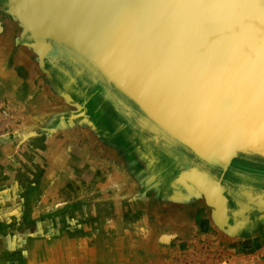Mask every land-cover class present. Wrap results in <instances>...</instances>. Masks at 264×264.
<instances>
[{"label": "rangeland", "instance_id": "rangeland-1", "mask_svg": "<svg viewBox=\"0 0 264 264\" xmlns=\"http://www.w3.org/2000/svg\"><path fill=\"white\" fill-rule=\"evenodd\" d=\"M17 1L0 0V264H264V187L245 164L215 168L158 126L72 9L51 17L62 0L35 1L101 74L47 52Z\"/></svg>", "mask_w": 264, "mask_h": 264}, {"label": "bare ground", "instance_id": "bare-ground-1", "mask_svg": "<svg viewBox=\"0 0 264 264\" xmlns=\"http://www.w3.org/2000/svg\"><path fill=\"white\" fill-rule=\"evenodd\" d=\"M62 1L53 8L72 9V19L81 29L76 36L88 37L112 56L123 71L126 89L146 105L147 95L162 101L154 88L160 78L149 68L151 64L159 63L167 78L181 83L186 78L184 85L201 106L202 101H211V81L217 75L264 69V0ZM54 9L51 17H58ZM63 19L70 21L65 13ZM137 37H142L147 49ZM128 39L132 46H126ZM147 107L153 109L150 104ZM215 109L208 106L210 114Z\"/></svg>", "mask_w": 264, "mask_h": 264}, {"label": "water", "instance_id": "water-1", "mask_svg": "<svg viewBox=\"0 0 264 264\" xmlns=\"http://www.w3.org/2000/svg\"><path fill=\"white\" fill-rule=\"evenodd\" d=\"M34 1L18 0L17 2L24 16L23 23L33 31L35 37L42 39L44 49L49 52L55 46H65L100 73V69L89 58L81 44L74 43L71 39H64L60 35L58 38L54 37L55 34L48 29V26H51L50 17L42 14V8L44 11L46 9L45 5ZM56 1L52 0V2ZM55 11L59 15L57 18L64 22L62 25H67L63 14H68V11L57 6ZM131 17H128L130 21ZM133 25L135 28V23ZM73 36L75 35L71 33L70 37ZM74 38L76 37L72 39ZM128 40L126 46H132L131 40ZM136 41L147 49L142 37H137ZM151 65L149 68L160 78L154 88L167 106L162 101H158L159 99L147 95L145 97L149 101L147 103L154 109L151 114L144 110L139 101L132 98L130 100L157 122L158 126H162L165 130L168 127L165 132L177 139L180 144L189 147L192 153L201 151L213 155L216 160H207V162L215 168L224 165L235 166L234 162L237 160L264 168V69H238L217 75L211 81L213 96L209 100L206 99L211 101L209 103L202 101L201 106L184 85L187 82L186 78L182 83L167 78L168 72L159 63L157 67L155 64ZM109 82L128 97L126 90L112 77ZM129 82H132L130 78ZM187 92H190V95ZM208 106L216 108L213 114L209 113Z\"/></svg>", "mask_w": 264, "mask_h": 264}, {"label": "flooded vegetation", "instance_id": "flooded-vegetation-1", "mask_svg": "<svg viewBox=\"0 0 264 264\" xmlns=\"http://www.w3.org/2000/svg\"><path fill=\"white\" fill-rule=\"evenodd\" d=\"M47 6V5H46ZM131 103V102H130ZM133 105V104H132ZM138 115H139V113H138ZM172 155H174V157H176V159H177V161H180V160H183L185 163H188V162H186L185 161V159L184 158H186V157H183L181 154H179V156L177 157L175 154H172ZM181 157L183 158V159H181ZM244 164H245V166H242V165H240V166H236L235 168H238V169H240L241 171V173H246V174H249L250 172H252L253 173V175H254V177H252V178H250V180H251V183L253 184L252 186H258V187H264V168H259V167H257V166H253V165H251V164H247V163H245V162H243ZM175 165V164H174ZM172 169H173V171H175V169L176 168H174V166L172 167H170V170L172 171ZM256 178H259V179H256ZM227 179H229V178H227ZM237 181V180H236ZM245 189H248V188H244V190ZM232 205H233V207H235L236 205L235 204H233L232 203Z\"/></svg>", "mask_w": 264, "mask_h": 264}]
</instances>
